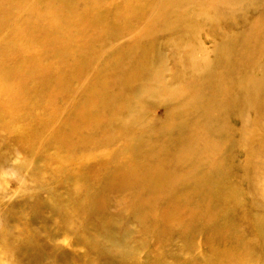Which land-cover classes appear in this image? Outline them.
<instances>
[{"label":"bare ground","instance_id":"obj_1","mask_svg":"<svg viewBox=\"0 0 264 264\" xmlns=\"http://www.w3.org/2000/svg\"><path fill=\"white\" fill-rule=\"evenodd\" d=\"M25 1L0 0V31L5 23L13 24L10 17L4 19L3 16L14 15L24 9L29 14L22 19L17 16V27L11 33L13 38L7 35L11 46L6 45V49L4 38H0V131L3 130L4 134V127L7 129L10 125L18 129L19 140L30 149L31 166L35 158L53 146L65 156H44L47 164L57 161L58 166L64 167V173L67 174L71 170L69 164L75 157L72 155L81 153L84 156L79 157L85 159L78 163V171L73 170V189L77 188L81 195L91 193V205L98 206L100 195L109 196L110 193L108 191L105 194L103 188H117L120 196L130 197L131 201L139 204L135 206L134 217L138 222H143L144 230L148 229L145 216L151 212L152 199L169 195L175 185L165 184L166 180L170 183L193 181L194 187L189 186L191 192L179 194V197L194 198L197 196L196 192L216 189L214 193L206 194L208 199L198 200L208 204L209 210L191 209V201L181 209L177 200H173L171 206L162 208L160 212L165 227L170 230L163 227L158 229L159 237L172 232L175 234L176 227L189 248L193 244V234L188 237L187 228L193 231L201 227L207 234L209 244L215 239H220L219 242L223 243L221 247L212 246L210 256L207 257L210 264H237L246 259L243 243L252 241L256 244L258 239V243L262 245L264 188L259 187V183L264 179H258L257 176L258 172L264 176V166L259 161V156L264 153V123L261 124L257 115L264 116V0H116L112 2L110 9L102 6L103 0H49L48 8L69 16V26L56 21L58 19H54V13L53 19H50L45 10L33 7L32 3L24 5ZM255 8L258 10L256 13L253 12ZM218 14L223 16L226 24ZM205 20L213 22L215 26H222L236 40L242 41L236 46H219L218 51L227 49L229 52L214 61L206 62L202 78L206 74L208 77L213 76V88L206 90L200 84L186 105L172 109L164 122L167 125L162 124L161 135H165L166 139L159 146L157 144L149 148L153 142L152 135L149 134L151 130H147L149 126L140 125L139 134L127 136L130 134V127L140 118L99 103L100 96L114 98L117 95L114 91L120 93L122 88L142 91L141 88H132L137 79L132 82L134 76L131 72L153 71L152 62L147 60L153 53V47L157 46L153 39L157 30L175 27L186 21V34L189 36L194 26ZM58 24L62 26L57 28ZM71 25L74 26L73 29H69ZM97 29L100 31H96ZM124 35L129 38L131 46L124 49L123 45L114 47L109 44L112 39ZM115 48L117 50L114 52L119 59L114 58ZM82 50L91 51L92 54L80 58ZM214 53L217 54L216 51ZM54 60L55 70L57 68L55 82L52 79ZM223 61H226V65L220 67ZM123 67H130L132 70L124 72ZM231 76H234L233 80H229ZM168 92L166 90V94ZM204 96L212 99L203 100ZM124 99L130 102L137 100L132 96ZM54 103L57 105L56 109ZM4 104L8 107V112H4ZM193 109L197 111L195 116L191 115ZM247 110L254 111L255 115H247ZM238 111L241 126L240 123H234L237 117L233 114L236 115ZM37 112L40 114L36 115ZM53 114L55 115L51 116ZM4 115L7 121H4ZM62 115L70 118L76 116L79 121L74 122V129L66 134L58 126ZM29 123L35 126L33 131L27 126ZM232 124L240 126L239 135H231ZM118 130L124 138L123 142L110 152H102L100 155L99 151V156L95 158L98 159L100 169L92 168L89 161L96 148L109 147ZM68 137L71 140L69 142ZM84 137L92 139L95 147L93 150L82 141ZM147 138H151L150 141L137 148L136 143L145 139L147 141ZM228 147L238 155L236 162L228 159ZM239 147L241 152L238 151ZM105 162H115L116 165L108 171L109 175L103 182L94 172L101 170ZM138 163L144 165L139 167ZM236 164H240L245 171L249 191L256 190L258 195L261 194L260 205L253 200H242L238 196V190L233 187V182L227 178L230 174L238 177L233 170ZM204 168L207 169L206 172H203ZM211 173H216L218 177L219 182L215 187L212 186L211 176L214 178V175ZM62 174L60 171L59 175ZM38 176L35 174L31 178ZM125 176L129 180L125 181ZM120 178L125 183H118ZM138 179L145 181L144 184L150 180H159L157 186L149 183L153 190L150 200H147L146 189L134 187ZM35 184L27 193L37 199L40 182ZM137 190L141 197L135 194ZM71 191L67 190V193ZM54 196L55 194H48V199L53 200ZM141 207L146 210H141ZM212 207L223 209L218 216L219 228H213L211 217L207 215H213ZM176 209L178 216L171 217L170 212ZM182 215L185 216L184 219H181ZM199 215H203L204 220L200 226ZM221 217H224V221H221ZM104 247L111 253L116 247L126 249L122 240L117 242L110 238L106 240ZM246 250H252L250 245L246 246ZM246 253L251 258L250 252ZM229 255L231 259L226 261ZM233 256L238 257L234 259Z\"/></svg>","mask_w":264,"mask_h":264},{"label":"rangeland","instance_id":"obj_2","mask_svg":"<svg viewBox=\"0 0 264 264\" xmlns=\"http://www.w3.org/2000/svg\"><path fill=\"white\" fill-rule=\"evenodd\" d=\"M115 1L103 0L102 6L105 9H110L112 2L114 3ZM27 3H32L33 7L45 10L50 19H53L52 15L54 13V19H58H55L56 21L60 22L63 26H69V16L61 15L60 12L48 8L49 0H26L24 5ZM257 11V8L253 10L254 13ZM12 15L3 16L4 19L10 17L9 19L13 22V24L5 23L3 30L0 31V38H4L5 48L6 45L11 46V43L8 42V37L13 38L14 36L11 33H14L17 27V16L22 19L29 14L24 9L20 13ZM217 16L221 17L224 24H226L222 15L218 14ZM186 21L180 22L175 27H163L164 29L157 30L158 32L153 36L154 41L157 42V46L153 47V53L147 60L152 62L153 71L136 70L135 72H131L132 68L123 67L124 72H131L133 74L134 79L132 82L137 79L132 84V88H141L142 91L123 90L122 88L120 93L114 91L117 94L114 98L106 99L100 96L99 103H105L110 108L126 112L131 117L140 118L139 120L137 119V123L130 127V134H127V136H131L134 133L139 134L138 128L140 125L149 126L147 130H151L149 134L152 135L153 140L149 148L157 144L159 146L162 141L164 143L166 137L165 135H161L162 124L166 121L175 106L186 105L188 99L191 98V95L200 84L206 90L213 88L215 83L214 77H208L207 74L203 78L202 76L206 62L214 61L222 56V54L229 52L227 49L218 51V47L236 46L242 43V41L236 40L222 26H215L213 22L207 20L196 24L188 36L186 34L188 28ZM61 24H58L57 28L62 26ZM73 27L71 25L69 29H73ZM212 30H214L213 35ZM96 31H100V29ZM109 44H113L114 47L123 45L124 49L131 46L129 38L125 35L112 39ZM114 50H117V48L113 49L114 58L119 59ZM91 54V51L82 50L80 51V58L88 57ZM107 55L109 54L107 53ZM250 60L252 61V58ZM251 61L247 62V64L251 63ZM53 62L52 79L55 82L56 60ZM254 62H256L255 59ZM225 65L226 61H223L220 67H225ZM63 70L60 69V71ZM157 78H159V81H156ZM233 79L234 76L229 78V80ZM166 90H169V95L168 93L166 94ZM127 96L135 97L137 100L134 102L125 100L124 98ZM211 99L210 97H203V100L206 101H210ZM53 105L54 109H56V103ZM247 108L249 110V107ZM8 111V107L4 104V112ZM196 113L197 111H194V109L191 111L192 116H195ZM246 113L249 116L255 115L254 111L251 110ZM39 114L40 112L36 113V115ZM5 115L4 121H7ZM233 115L237 117L234 123L237 125L240 123L241 126L242 121L238 118L240 115L239 111L236 115ZM257 117L261 124H263L264 116L257 115ZM75 118L62 115L59 120V128L61 127L65 134L73 130L74 122H79L76 116ZM164 125H167V123H164ZM27 126L30 131H33L35 127L32 123L27 124ZM240 126L236 127L233 125V128L230 127L232 136L239 135ZM2 131H0V264H7V262L11 264H210L207 257L210 256L212 246H222L223 243L219 242L221 241L219 238V240L215 239L212 241V244H209L210 241H207V234L200 229L201 227H197L193 231L187 228V236L190 237L193 234V244L189 248L186 247L183 237L179 236L180 232L178 228H174L175 234L173 232L168 233L165 237H159L160 235L157 231L162 227L170 230L165 227V221L160 216V212L162 208L171 206L173 200H177L181 209L191 201L192 204L189 205L191 209H195L196 211L209 210L208 204L204 201L198 202V200L208 199L206 194L214 193L216 189H205L201 192H196L197 196L194 198L192 196L183 198L179 197V194L191 192L190 187L195 182L185 180L172 181L170 183L166 180L165 184L175 185L171 188L168 193L169 195L152 199L150 202L151 212L145 216L148 229L144 230L143 226L145 225L143 222H138L134 217L136 207L139 204L131 201L130 197L125 198L120 196L117 188L115 190L103 188L105 194L108 191L110 193L109 196L103 195L101 197L100 195L97 203L98 206L91 205L93 202V200L89 199L92 197L91 193L81 195L77 188L73 189V182L71 181V179H74L73 170H79L80 166L78 163L85 159V157L79 156L84 155L81 153L72 155L75 157L72 158V162L69 164L71 170H68L70 173L66 174L64 173V167H59L57 161L49 163L50 165L47 164L45 157L48 155L55 156L54 158L65 156L64 153L50 146L47 150L43 151V155L35 158V162L31 166L29 159L31 155L29 153L30 149L26 147L24 142L19 140L18 129L10 125L7 129L4 127V134ZM149 139L151 138H147V141L145 139L137 142V148L146 145L150 141ZM123 140L124 138L118 130L111 139L112 143L109 147L96 148L94 155L91 156V160L89 161L91 167H99L100 169L99 162L97 163L98 159L95 158L99 156V151L100 155L102 152H110L112 148L118 147ZM69 141H71L70 137H68ZM82 141L85 144H89L92 150L95 148L92 139L84 137ZM241 148L243 147L241 146ZM238 151L241 152L240 147ZM226 152L228 159L233 160V162L237 161L238 155L235 154L233 149L228 147ZM257 158L258 156L256 155L255 159ZM259 161L260 165L264 166V153L259 156ZM47 165L48 168H46ZM115 165V162H105L102 164V169L94 173L105 182V177L109 175L108 171ZM143 165L144 163L137 164L139 167ZM206 170L204 168L203 172H206ZM233 170L237 173L238 177H233L230 174L227 178L230 182H233V187L238 190V196L244 201L253 200L257 205H260L262 203L260 202L262 196L261 194L258 195L256 190H252L251 192L247 188L243 167L240 164H236L233 166ZM60 171L63 172L62 175H59ZM35 174L39 176L35 179L31 178ZM211 174L214 175V178L211 176V179L213 180L212 186L215 187L219 182L218 177L216 173ZM257 178L264 179V176L258 172ZM124 180H129V177L125 176ZM125 181H122L120 178L117 182L122 184ZM36 182H40V192L37 199L30 196V193H27L36 185ZM129 182L133 183L132 181ZM135 183L134 187L146 189L147 200H150L153 190L149 183L156 184L157 186L159 180H150L144 184L145 181L138 179ZM138 183H141V185L139 186ZM176 183L178 184L176 185ZM259 185V187L264 188V180ZM67 190H72L73 196H71L72 191L68 194ZM48 194H55L54 199L49 200ZM135 194L141 197L138 190L135 191ZM124 200H130V202L125 203ZM136 200L139 199L136 197ZM195 202L198 203L194 204ZM140 209L146 210V208L142 207ZM212 211H214L213 215L207 214L211 217V225L213 228H219L218 216L222 214L223 209L212 207ZM119 212H122V214L119 215ZM177 212V209L170 212L171 217L178 216ZM202 216L199 215L198 226L204 223ZM184 218L185 216L182 215L181 219ZM221 221H224V217H221ZM157 237L159 238L156 239ZM108 238L114 239L117 242H121L122 240L126 245V249L120 250L116 247L115 251L111 253L104 247ZM258 241L257 239L255 243L257 244ZM234 244L236 245V241ZM256 244L252 241L243 243L242 249L244 255H246V259L237 264H264V243L262 245L260 243ZM247 245H250L252 250L247 251ZM246 252H250L251 258ZM214 256L216 257L217 255ZM233 257L235 259L238 256ZM230 259L231 255L226 257V261Z\"/></svg>","mask_w":264,"mask_h":264}]
</instances>
